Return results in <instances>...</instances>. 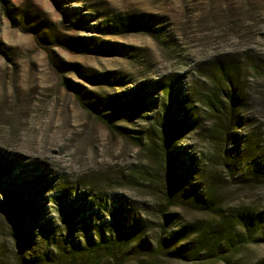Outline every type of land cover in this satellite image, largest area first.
Here are the masks:
<instances>
[{
	"label": "rangeland",
	"instance_id": "1",
	"mask_svg": "<svg viewBox=\"0 0 264 264\" xmlns=\"http://www.w3.org/2000/svg\"><path fill=\"white\" fill-rule=\"evenodd\" d=\"M81 16L83 25L78 24ZM132 18L147 21L148 29L108 27ZM81 41L90 46L80 48ZM49 54L63 71L50 63ZM215 66L232 67L237 74L231 96L238 102V121L230 129L237 136L220 147L240 153L250 139L256 172L241 160L231 174L220 161L212 115L201 100L214 78L205 72ZM111 72L122 78L120 85L93 80ZM177 78L188 116L196 122L175 151L193 164L188 184L203 196L202 208L168 203L164 195L156 117L166 95L162 87L154 91L147 85ZM66 83L91 97L145 86L149 99L157 97V109L108 128ZM218 95L226 104L229 96ZM0 155L8 164L32 166V173L44 174L48 182L36 198L40 216L29 221L33 234L48 217L62 229L61 202L49 196L66 186L80 202L104 201L108 207L121 199L133 212L152 251L147 257L122 254L98 264H264V0H0ZM18 170L15 165L12 172ZM3 198L0 191V204ZM106 211L100 221L111 220ZM164 215L171 217L167 227ZM254 216L263 221L256 241H235L244 234L245 220ZM15 226L0 207V264H15ZM74 230L73 238L81 239V230ZM170 234L183 238L178 246L200 238L206 246L196 259L155 253L159 239ZM50 244L38 238L24 254L56 252Z\"/></svg>",
	"mask_w": 264,
	"mask_h": 264
},
{
	"label": "trees",
	"instance_id": "2",
	"mask_svg": "<svg viewBox=\"0 0 264 264\" xmlns=\"http://www.w3.org/2000/svg\"><path fill=\"white\" fill-rule=\"evenodd\" d=\"M83 23L84 19L81 16L78 19V24L83 25ZM96 27L99 31H102L99 26H93V28ZM108 27L116 32L121 30L127 32L144 31L148 29L149 23L143 19L132 18L125 21H115ZM37 29L34 30L35 35L38 33ZM89 42L81 41L80 48H87V46H90ZM49 59L55 68L63 71L62 63L55 62L51 54H49ZM205 73V75L214 76V78L210 81L212 89L207 93H203L201 100H203L212 115V137L217 142L215 144L216 149L221 152L219 155L220 161L231 174L238 169L237 163H240L241 160L247 163L249 161L250 164L245 166H248V170L256 172L258 167L255 164L256 157H253L256 152L251 146L250 139L245 140L240 153L236 152L234 148L229 150L224 148L222 150L220 147L223 142L228 143L230 138L236 140L237 136L232 132L230 134L231 126L238 121V117L235 116L238 102L231 96L237 80L235 69L229 66H215ZM93 80L117 83L118 85L122 83V78L117 75L113 76L112 72L102 74L99 78ZM180 83L181 80L177 78L165 82L157 81L152 86L147 85V87H152L154 91L162 87L166 95L159 107L160 115L156 117V122L161 126L160 153L166 178L164 195L168 203H186L202 208L204 206L203 196L199 194L194 185L190 186L188 184L190 171L194 170L193 164L184 162L185 160L181 158L179 152L175 151L176 143L182 139V134L193 128L196 122V118L193 119L188 116L189 108L183 104L186 97L180 94L182 90ZM66 85L75 91L84 107L106 124L108 128L115 126L114 121L129 119L130 115L141 116L143 115L142 112L155 113L154 111L158 105L157 97L149 99L145 86L138 89H129L112 96L91 97L81 93L78 86H72L68 83ZM219 91H223L229 96L225 97V105L220 102L223 96L218 95ZM259 144L258 142L256 145ZM8 163L7 157L0 155V191L4 193L0 207L16 224L14 235L18 249L17 255L14 257L15 264H98L104 260L118 258L122 254H126V259L140 257V255L147 257L152 251V248L146 245V240L140 235V226L133 212L128 213L131 210L125 209L121 199L117 203L112 202L111 206L108 207H106L104 201L97 204L86 203L84 200L80 202L79 199L81 198L79 196L74 197L67 186L57 194L49 196L51 200L58 199L61 202L62 229L60 230V227L56 226L52 218L48 217L39 223L37 233L33 234V226H30L29 221L40 216L42 208L36 202V198L45 189L44 187L48 185V182L44 184V174L39 172L33 174L32 166ZM15 165L19 167V170L12 172ZM94 205L98 207H94ZM104 209L107 210L106 212L111 220H99L101 213H104ZM170 218V216L164 215V227H167ZM245 221L242 225L244 234H241L240 237L236 235L235 241H256L255 230L263 225L262 216H254L251 221ZM79 224L82 229H80ZM58 228L60 231L64 230L65 237L70 239L68 242L63 241L64 234H61L60 231L57 232ZM74 229L81 230V239L75 240L73 238ZM184 234V232L179 233V235ZM38 238L46 243L51 242L50 245L56 248V252L45 253L39 257L25 256L27 246L34 245ZM182 239L180 236L173 234H170L169 238H160L158 247L154 252L174 258L196 259L206 246L204 238H200L194 244L189 243L178 246ZM136 240H138V243L132 246L131 244ZM173 247L174 249L170 251V248Z\"/></svg>",
	"mask_w": 264,
	"mask_h": 264
}]
</instances>
